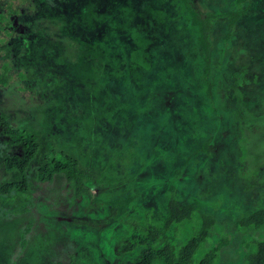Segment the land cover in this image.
I'll use <instances>...</instances> for the list:
<instances>
[{
  "label": "rangeland",
  "instance_id": "rangeland-1",
  "mask_svg": "<svg viewBox=\"0 0 264 264\" xmlns=\"http://www.w3.org/2000/svg\"><path fill=\"white\" fill-rule=\"evenodd\" d=\"M117 2L0 0V10H5L18 27L16 31L12 29L15 35L11 33L16 45L7 50L0 45V113L12 127L38 136L34 166L45 160L52 147L55 157L64 152L77 158L79 173L101 178L123 175L109 187L86 179L92 187L90 195L88 199L76 200L69 192L70 181L57 175L52 182L42 183L31 169L33 185L28 193L19 195L13 191L9 197L0 194V264H133L138 253L120 254V240L132 232L130 224L143 221L148 211L152 221L163 220L170 184L175 186L176 197L182 204L197 200L201 206L194 222L179 227L178 246L185 244L200 226L201 215H210L217 223L210 232L211 240L198 257L226 235L230 243L221 250V264H245V240L252 243L251 248H255L253 240H264V228L255 231L235 225L238 218L264 207V59H256L264 51L251 52L249 42L235 34L225 40L227 17L213 22L211 51L216 63L211 75L220 76L223 69L231 71L233 79L225 86L224 97L236 100L231 107L223 105L234 112L226 121L222 115L216 119L210 109L200 105L203 101L189 107L191 100H187L189 91L185 87L180 92H170L159 74L140 71L154 65L143 57V46L129 55V73H122L118 57L112 52L119 50L121 44L114 39L127 42L130 38L134 44L144 43L147 39L137 31H142L146 24L151 28L146 18L164 26L166 11L151 0L145 2V6L150 4L144 11L135 10L126 2L128 7L120 8ZM258 2L264 10V0ZM192 4L205 16L233 8L234 0H192ZM114 15L116 22L110 24L109 17ZM263 23L261 19L260 24ZM103 32L114 39L103 36ZM2 33L9 36L0 31V40ZM18 36L20 41L24 37L29 39L23 47L31 51L28 54L34 57V63L22 60ZM177 68L174 65L172 69ZM163 69L158 67L160 72ZM121 73L131 80L132 88L143 91L142 98L135 95L131 103ZM166 73L171 77L168 69ZM154 92L165 101L161 108L150 103ZM171 94L176 99L170 98ZM136 101L142 102L141 109L134 104ZM204 121L210 131L200 125ZM164 123L175 129L171 139L164 136L169 142H164L167 146L178 135L186 147L192 146L190 151L201 148L197 142L212 139L209 162L202 163V171L194 155L193 163L199 168L193 171L191 165L187 166L176 177L174 161L155 166V157L142 161L141 149L130 146L131 141L140 139L142 125L147 138L152 140L153 129ZM114 142L118 143L116 151L111 150ZM16 148L9 144L0 122V183L20 177L18 171L2 168L3 153ZM216 156L219 162L213 163L211 159ZM139 162H143L141 175H126ZM198 186L201 190H197ZM97 195L105 201L117 195H132L135 199L123 217L108 221V205L105 201L95 203Z\"/></svg>",
  "mask_w": 264,
  "mask_h": 264
},
{
  "label": "trees",
  "instance_id": "trees-1",
  "mask_svg": "<svg viewBox=\"0 0 264 264\" xmlns=\"http://www.w3.org/2000/svg\"><path fill=\"white\" fill-rule=\"evenodd\" d=\"M117 1L120 8L123 7L126 9L125 7H128V5L126 6L125 4L126 2L129 6L134 7L135 10L138 8L143 11L145 7L150 4L148 3L145 6V2L150 0ZM151 1H153L154 4L158 3L159 8L164 6L166 19L162 21L165 23L163 26L161 25L163 23L157 24L159 21L157 22L152 18H146L145 21L147 23L150 24L151 22V28L146 24V26L142 28V31H137V33H142L147 39L146 41L144 40V43L134 44V41L130 38L127 39V42L122 40L119 41L103 32V36L107 38L111 37V39L121 44L119 50L112 51L113 54L118 57L120 70H122L124 74L129 73V55L133 50L136 51L143 46L144 49L141 50L143 57L146 56L154 65L149 70L141 68L140 71L147 75L149 72L152 74H159L161 78L165 80L163 85L167 87L166 90L170 92H180L181 88L185 87L184 89L189 91L187 100H191L189 102V107H192V105H195L197 102L203 101L200 105L210 109L213 117L217 119L218 116L222 115L223 120L225 118L227 119L228 116L232 115L234 112L232 111V113H230L229 109L223 108V105L231 107L233 100L236 103L234 97H224L225 86L231 83L233 73L223 69V74L220 76L213 77L211 75L213 66L216 63V60L212 57L211 51L212 25L216 19L227 17L228 31L224 39L229 40L232 38L233 34L238 35L240 38H245L244 41L247 40L249 42L251 52H262L264 51V23L263 25L260 24V20H264L262 4H260L258 0H234L233 8L225 12L207 13L203 16L193 7L192 0ZM3 11L5 10H0V31L8 33L9 36L7 37L2 33L3 37L0 40V45H5L4 50H7V47L16 43V38L12 37L11 33L12 29L16 31L18 27L15 22L10 21V16H7L6 11ZM110 17V24L115 23V15ZM106 26L110 27L111 25ZM12 34L15 35L14 32ZM19 36L18 44L22 45V48H19L23 52L21 56L22 60L24 62H28V60L29 62L33 61L32 63H34V57L29 56L31 51L23 47L28 44L29 39L24 37L21 39L22 41H20ZM148 55H150V57ZM256 57V59L263 60L264 54L256 55ZM176 64L178 68L172 69L174 65L177 66ZM158 67L164 68L163 71L160 72ZM167 69L171 72V77L169 73H166ZM8 75H10L9 70L6 71L7 81L10 78ZM123 76L125 77L123 78ZM126 76L127 75L122 74L120 76L122 80H120L124 84H127L125 91L128 93L132 103L131 98L135 95L139 99L140 97L142 98L141 93H143V91L138 87L132 88L131 84L133 83L130 79L126 78ZM3 78L6 79L5 77ZM156 83L159 85L158 82ZM259 85H261L260 82ZM163 90H165L164 87ZM171 97L173 100L176 99L172 94L170 98ZM192 97L196 98V101L193 100ZM150 99V103H152L154 108H161L165 104L163 98L157 96L155 92ZM134 104L137 105V108L141 109V101H136ZM204 117L207 118L209 116L204 114ZM0 122L4 134L7 135L9 139V144L17 147L16 151L3 153L2 168L7 172L18 171L20 175L19 179H5L0 183V194L2 196L5 195L9 197L13 194V191L19 195L28 193L33 185L30 179L31 169L35 170L32 172L33 176L42 183L48 181L52 182L57 175H61L65 180L70 181L71 190L69 192L76 200H81L83 197H87L88 199L90 195L92 187L89 186V182H85L86 179H92L97 182V184H99V182L105 184L102 187H109L114 181L121 179L123 176L116 173L117 177L115 178H107L105 176L101 178L86 173H79L78 170L80 168H78L77 158L64 154V152H60L58 156L55 157L54 154L56 150L52 147L49 152L47 151L45 160L38 166H34L35 163L33 162L37 158L39 151L38 136L31 131L12 127L10 121L3 113H0ZM200 125L202 128L204 127L206 131L211 130L208 123L205 121L200 123ZM166 128L168 132L165 134L164 131ZM144 129L145 126L142 125L140 128L141 135L139 136V140L130 142V146L140 148L143 152L141 153L142 161L155 157L152 163L155 166L163 161H174L176 163V169L174 170V175L176 177H178L187 166L191 165L193 171H195V168L196 170L199 168L196 162L193 163L194 155L198 157L197 163H199L201 167L202 163L204 164L208 161L207 154L209 153V144L212 141L211 138L204 139L202 142H197L196 145L201 143V148L190 151L192 146L186 147L188 145H186L179 135L171 141L170 146L165 145L164 142L171 139L172 133L175 132V129H173L171 125L164 123L162 127L160 126L156 128V130H154V128L152 140L147 138L146 131H143ZM164 136H167L168 139L165 140ZM175 142H178L177 146H175ZM117 144L118 143L115 142L112 143L111 150L116 151L118 149ZM150 151L152 153H150ZM219 159L220 158L216 156L211 159V161L213 163H218ZM142 163L143 162H139L137 167L126 175H132L134 177L139 174L140 176L141 172L139 169ZM207 165L208 163H206V166ZM199 169L202 171L204 167ZM156 181H159V179H156ZM197 190H201V188L198 186ZM133 199H135V197L132 195L124 198L117 195L105 201L101 196L97 195L94 202L102 203V201H105L104 203L108 205L109 211L108 221H111L123 217V215L127 213ZM200 208L201 206L197 200L182 204L176 197L175 186L170 184L163 220L160 222L152 221L150 212L148 211L145 213L143 221L131 223L132 232L129 235H125L120 240V243L123 245L120 254L129 255L137 252L138 254L133 258V264H221V250L230 243L226 235L221 236L216 245L208 248L205 253L198 257L199 252L203 249L205 244L211 240L210 232L217 223L216 218L213 216L206 214L201 215L200 226L196 228L188 241L179 246L176 242L179 227L185 222H194L196 220V212L200 210ZM78 225L81 226L82 223H78ZM86 225L92 226V224L89 223H86ZM235 225L239 229L251 228L255 231L264 228V207L256 208L247 216L238 218L235 221ZM253 243L255 248H251L252 243L246 242L245 240V246L248 249L245 254V264H264V240L255 239Z\"/></svg>",
  "mask_w": 264,
  "mask_h": 264
}]
</instances>
